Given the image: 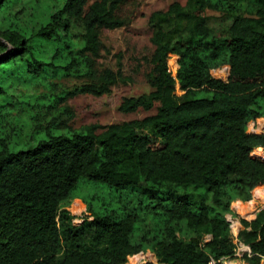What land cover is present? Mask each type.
<instances>
[{
	"label": "trees",
	"instance_id": "16d2710c",
	"mask_svg": "<svg viewBox=\"0 0 264 264\" xmlns=\"http://www.w3.org/2000/svg\"><path fill=\"white\" fill-rule=\"evenodd\" d=\"M125 5L0 0V264H128L146 251L156 263L144 264H223L235 252L229 214L250 249L244 261L260 264L264 206L248 220L232 202L264 189V159L252 155L264 132L250 131L264 117V0L173 1L152 12L151 90L119 109L157 103L155 113L73 128L69 99L132 80L120 57L115 68L101 62L103 33L128 24ZM80 179L107 189L80 198ZM73 201L85 206L79 224Z\"/></svg>",
	"mask_w": 264,
	"mask_h": 264
},
{
	"label": "rangeland",
	"instance_id": "374dc122",
	"mask_svg": "<svg viewBox=\"0 0 264 264\" xmlns=\"http://www.w3.org/2000/svg\"><path fill=\"white\" fill-rule=\"evenodd\" d=\"M178 1L185 4L186 0H126L124 7V14L128 18V24L114 30H106L103 33V41L106 49L103 50V57L101 62L111 68H115L116 60L120 57L125 73L131 77L128 83H118L114 85L110 92L101 96H93L90 94H81L68 100L75 113V117L71 122L73 128H79L82 125L90 123H98L102 125L128 121L133 119H141L147 115L153 114L156 111L157 103L150 110L142 108L134 112L124 113L119 109V106L124 97L138 96L141 94H148L151 90L146 79L145 72L147 65L144 58H146L152 50L150 36L153 31V24L150 22V14L156 10H164L173 2ZM209 15L213 16L211 23H215L214 16L218 15L216 12L208 11ZM172 70L177 67L176 59L170 61ZM228 74V68H222L218 72V76L225 78ZM253 129L250 125V131L264 132V118H257ZM25 131L30 127L28 115H25L22 120ZM142 134L151 136L150 130H140ZM40 137L42 134L39 135ZM252 155L264 159V149L256 148L252 151ZM102 186L106 188L103 183L98 181H91L80 179L77 183V188L74 193L82 198L88 194V188ZM107 189V188H106ZM256 189V188H255ZM253 190L252 198L255 203L246 204L241 209L255 210V208L264 205V189L259 188L257 194ZM76 201V200H74ZM74 201L67 207L73 215L72 223L79 224L83 220V213L85 210L84 204H77ZM254 205V207H253ZM233 209L236 210L233 206ZM239 215L245 219H252L251 214L241 213ZM229 217V216H228ZM145 261H152L156 263V259L150 251L145 253H138L128 260V264H144ZM158 264V263H157Z\"/></svg>",
	"mask_w": 264,
	"mask_h": 264
},
{
	"label": "built area",
	"instance_id": "2783aa9c",
	"mask_svg": "<svg viewBox=\"0 0 264 264\" xmlns=\"http://www.w3.org/2000/svg\"><path fill=\"white\" fill-rule=\"evenodd\" d=\"M254 126H255V123L253 121L251 123V128L253 129ZM227 220L229 221L230 231H231V234H232L233 242L235 244V252H234V257L233 258H227V259L225 258V259H222L221 262L223 264H230L232 261L237 260V261L240 262V264H247L244 261L243 256H244L245 253L250 255V249L238 237V232L241 229V225L239 223V220H238V218L233 217L230 214L227 215ZM208 264H216V263H215L214 260L211 259ZM260 264H264V257L261 259Z\"/></svg>",
	"mask_w": 264,
	"mask_h": 264
},
{
	"label": "crops",
	"instance_id": "0c3cea01",
	"mask_svg": "<svg viewBox=\"0 0 264 264\" xmlns=\"http://www.w3.org/2000/svg\"><path fill=\"white\" fill-rule=\"evenodd\" d=\"M260 118H264V117H260ZM259 187V186H258ZM260 189H258V191H259ZM258 191H256L255 192V194H257V192ZM251 203H255V199H254V197L250 200V201H246V202H241V201H234V202H232V209H233V206H234V208L236 209V210H234L233 209V211H237L238 213H239V210H238V208L240 209V212L241 213H243V212H245L246 214H251V215H249V216H251V217H254L255 216V213H256V211L258 210V208H255V210H252L251 212L249 211V210H243V209H241L244 205H246V204H251ZM261 206H264V205H261ZM260 206V207H261ZM253 207H254V205H253ZM236 212V213H237ZM237 213V214H238ZM249 220V219H248ZM230 264H240V262L239 261H237V260H235V261H232Z\"/></svg>",
	"mask_w": 264,
	"mask_h": 264
},
{
	"label": "bare ground",
	"instance_id": "6f19581e",
	"mask_svg": "<svg viewBox=\"0 0 264 264\" xmlns=\"http://www.w3.org/2000/svg\"><path fill=\"white\" fill-rule=\"evenodd\" d=\"M243 213H245V212H243Z\"/></svg>",
	"mask_w": 264,
	"mask_h": 264
}]
</instances>
